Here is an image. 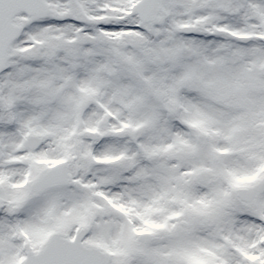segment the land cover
<instances>
[{"label":"snow or ice","instance_id":"1","mask_svg":"<svg viewBox=\"0 0 264 264\" xmlns=\"http://www.w3.org/2000/svg\"><path fill=\"white\" fill-rule=\"evenodd\" d=\"M0 264H264V0H0Z\"/></svg>","mask_w":264,"mask_h":264}]
</instances>
